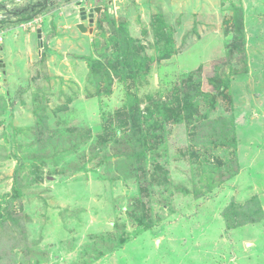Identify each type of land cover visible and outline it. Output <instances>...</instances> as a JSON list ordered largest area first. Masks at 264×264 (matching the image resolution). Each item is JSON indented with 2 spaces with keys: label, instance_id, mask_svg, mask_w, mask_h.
Wrapping results in <instances>:
<instances>
[{
  "label": "rangeland",
  "instance_id": "rangeland-1",
  "mask_svg": "<svg viewBox=\"0 0 264 264\" xmlns=\"http://www.w3.org/2000/svg\"><path fill=\"white\" fill-rule=\"evenodd\" d=\"M263 3L49 0L2 28L0 264H264Z\"/></svg>",
  "mask_w": 264,
  "mask_h": 264
},
{
  "label": "trees",
  "instance_id": "trees-1",
  "mask_svg": "<svg viewBox=\"0 0 264 264\" xmlns=\"http://www.w3.org/2000/svg\"><path fill=\"white\" fill-rule=\"evenodd\" d=\"M48 2L49 0H41L34 3L25 4L22 7H10V9H8V7L4 5V1H0V15L3 16V19L0 20V28H6L8 25H16L17 23L25 22L32 19L34 16L43 13L47 9ZM188 108L189 107H187L186 110H188ZM42 109L44 110V107ZM14 195H16V192H14ZM257 204L258 201L256 196H252L242 203L237 202L235 200L230 201L226 205V208L224 207L228 215L234 216V220L242 217L249 219L244 220L239 224L235 223V221L233 220L230 221V229H234L239 226H244L246 222H256L258 217L255 219V216L260 215L259 209L257 208L259 204ZM223 213L224 212L222 210V216Z\"/></svg>",
  "mask_w": 264,
  "mask_h": 264
},
{
  "label": "water",
  "instance_id": "water-1",
  "mask_svg": "<svg viewBox=\"0 0 264 264\" xmlns=\"http://www.w3.org/2000/svg\"><path fill=\"white\" fill-rule=\"evenodd\" d=\"M100 7H94L91 9H88L87 12L84 10V8H80L79 10V15H80V20L88 21V26L91 27V23H92V18H93V14L95 13H99L100 12ZM77 28L79 29V31H83L85 32V27L83 26L82 23L77 24ZM37 39H40V34H39V30L37 31Z\"/></svg>",
  "mask_w": 264,
  "mask_h": 264
},
{
  "label": "clouds",
  "instance_id": "clouds-1",
  "mask_svg": "<svg viewBox=\"0 0 264 264\" xmlns=\"http://www.w3.org/2000/svg\"><path fill=\"white\" fill-rule=\"evenodd\" d=\"M18 2V1H17ZM109 2V1H108ZM4 5L6 6V7H8V8H10V4H8V2H6V1H4ZM94 8V7H93ZM85 10V9H84ZM86 12H87V10H85ZM79 12V11H78ZM42 14V13H41ZM79 14V13H78ZM1 18H0V20L1 19H3V16H0ZM35 17H39L40 19H41V22H40V24L39 25H41V23L43 22V16H41L40 14L39 15H37V16H34L33 18H35ZM78 17H79V19H80V15H78ZM32 18V19H33ZM31 20V19H30ZM30 20H28V21H30ZM25 22H27V21H25ZM21 23H24V22H21ZM21 23H17L16 25H17V27L16 28H14V29H17V28H19L20 29V27H19V25L21 24ZM79 24V23H78ZM49 25H50V27H52L51 26V24L49 23ZM28 29V28H27ZM39 30V34H40V39L38 40L37 38V41L39 42V45H42L41 47L43 48V43H41V41H42V38H41V29H39V28H36V29H34V32L36 33V36H37V31ZM2 28H0V33L2 34ZM41 48V49H42ZM41 49H39L40 51H41Z\"/></svg>",
  "mask_w": 264,
  "mask_h": 264
},
{
  "label": "built area",
  "instance_id": "built-area-1",
  "mask_svg": "<svg viewBox=\"0 0 264 264\" xmlns=\"http://www.w3.org/2000/svg\"><path fill=\"white\" fill-rule=\"evenodd\" d=\"M1 18V17H0ZM41 22V19L39 17H35L33 19H31L30 21H27V22H24V23H21L19 25L20 28H23V29H27V28H31L32 26H39Z\"/></svg>",
  "mask_w": 264,
  "mask_h": 264
},
{
  "label": "crops",
  "instance_id": "crops-1",
  "mask_svg": "<svg viewBox=\"0 0 264 264\" xmlns=\"http://www.w3.org/2000/svg\"><path fill=\"white\" fill-rule=\"evenodd\" d=\"M259 4H262V3H259ZM264 4V3H263ZM211 7V6H210ZM62 31H65V30H60V32L59 33H62Z\"/></svg>",
  "mask_w": 264,
  "mask_h": 264
},
{
  "label": "flooded vegetation",
  "instance_id": "flooded-vegetation-1",
  "mask_svg": "<svg viewBox=\"0 0 264 264\" xmlns=\"http://www.w3.org/2000/svg\"><path fill=\"white\" fill-rule=\"evenodd\" d=\"M107 2L109 1V0H106Z\"/></svg>",
  "mask_w": 264,
  "mask_h": 264
}]
</instances>
